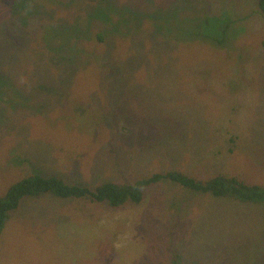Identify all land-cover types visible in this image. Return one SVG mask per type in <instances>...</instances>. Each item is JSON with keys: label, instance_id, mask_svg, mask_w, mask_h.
I'll return each instance as SVG.
<instances>
[{"label": "rangeland", "instance_id": "1", "mask_svg": "<svg viewBox=\"0 0 264 264\" xmlns=\"http://www.w3.org/2000/svg\"><path fill=\"white\" fill-rule=\"evenodd\" d=\"M262 0H0V196L180 171L264 185ZM0 264H264V201L164 178L140 202L27 196Z\"/></svg>", "mask_w": 264, "mask_h": 264}, {"label": "trees", "instance_id": "2", "mask_svg": "<svg viewBox=\"0 0 264 264\" xmlns=\"http://www.w3.org/2000/svg\"><path fill=\"white\" fill-rule=\"evenodd\" d=\"M261 4L264 6V0ZM33 173L13 182L6 193L4 192L0 196V235L6 229L11 212L21 205V200L24 197L37 196L47 192L59 197H92L98 202L120 206L130 201L140 202L143 198V189L147 185L168 178L174 182H180L184 187L198 193H210L215 197H234L249 202L264 201V185L247 183L244 180H239L236 176H228L223 173L208 179H200L180 171H170L155 173L133 183L106 181L93 188L78 183H68L59 176Z\"/></svg>", "mask_w": 264, "mask_h": 264}, {"label": "flooded vegetation", "instance_id": "3", "mask_svg": "<svg viewBox=\"0 0 264 264\" xmlns=\"http://www.w3.org/2000/svg\"><path fill=\"white\" fill-rule=\"evenodd\" d=\"M136 182V181H135Z\"/></svg>", "mask_w": 264, "mask_h": 264}]
</instances>
